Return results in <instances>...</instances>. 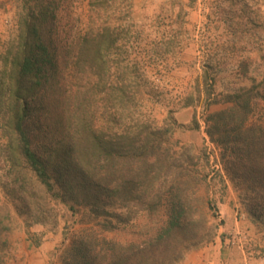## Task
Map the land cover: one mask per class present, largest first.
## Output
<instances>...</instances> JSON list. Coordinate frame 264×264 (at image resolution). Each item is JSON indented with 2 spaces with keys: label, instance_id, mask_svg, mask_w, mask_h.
Masks as SVG:
<instances>
[{
  "label": "trees",
  "instance_id": "obj_1",
  "mask_svg": "<svg viewBox=\"0 0 264 264\" xmlns=\"http://www.w3.org/2000/svg\"><path fill=\"white\" fill-rule=\"evenodd\" d=\"M21 1L14 49L0 72L5 195L32 223L56 226L59 204L84 210L88 224L71 235L60 264H176L215 228L208 173L199 168L207 153L175 137L199 128L196 111L188 124L172 112L161 123L143 114L135 71L109 56L127 30L104 17L114 0H88L99 22L80 29L69 20V0ZM248 67L241 62L240 74ZM206 100L205 134L264 206V75L232 93L207 92ZM213 104L223 107L208 111ZM140 218L138 230L122 232ZM10 220L0 205V235ZM5 245L3 238L0 264Z\"/></svg>",
  "mask_w": 264,
  "mask_h": 264
},
{
  "label": "rangeland",
  "instance_id": "obj_2",
  "mask_svg": "<svg viewBox=\"0 0 264 264\" xmlns=\"http://www.w3.org/2000/svg\"><path fill=\"white\" fill-rule=\"evenodd\" d=\"M21 2L0 0V72L6 53L14 49ZM68 10L77 29L99 22L88 0H69ZM105 16H110L111 26L127 29L123 36L118 35L117 50L109 56L124 59L123 65L135 71L143 114L161 123L172 112L180 123L188 124L195 110L199 119V128L176 130L175 137L191 143L197 152L207 153L208 164L201 161L199 168L208 173V213L215 228L187 250L203 243L214 242L218 247L221 243L225 249L238 250L239 258L262 262L264 206L252 199L245 183H239L241 179L225 169L222 149L204 132L202 114L207 92L217 96L232 93L263 77L264 0H114ZM241 62L249 64L247 75L240 74ZM188 100L191 103L185 105ZM221 107L223 104H213L208 111ZM0 205L11 213L9 229L0 235L6 243L1 264H13V257L27 242L47 243L51 253L46 264H60L59 254L71 235L88 224L83 209L71 213L64 204L57 205L56 226L30 222L5 195L1 170ZM144 223L140 218L122 225V232L138 230Z\"/></svg>",
  "mask_w": 264,
  "mask_h": 264
},
{
  "label": "crops",
  "instance_id": "obj_3",
  "mask_svg": "<svg viewBox=\"0 0 264 264\" xmlns=\"http://www.w3.org/2000/svg\"><path fill=\"white\" fill-rule=\"evenodd\" d=\"M186 120L188 118L184 121ZM49 249L50 245L47 243L34 245L27 242L13 257V264H46L51 253L48 252ZM237 252L234 248L225 249L221 243L219 247L214 242L203 243L187 250L176 264H264V258L262 262L251 259L247 261L239 258Z\"/></svg>",
  "mask_w": 264,
  "mask_h": 264
}]
</instances>
